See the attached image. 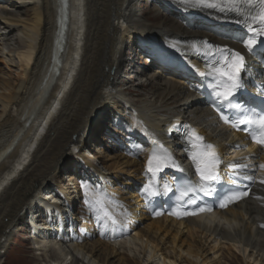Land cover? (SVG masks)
<instances>
[{"label":"bare ground","instance_id":"1","mask_svg":"<svg viewBox=\"0 0 264 264\" xmlns=\"http://www.w3.org/2000/svg\"><path fill=\"white\" fill-rule=\"evenodd\" d=\"M140 1L0 0V50L12 56L17 66L15 75L0 66V264L1 252L26 211L31 210L34 222L41 209L48 213L42 223L37 218L31 230L34 248L40 255L44 249L56 253L44 264H223L226 251L231 256L236 249L248 250L264 264V176L252 199L223 212L182 221L152 219L146 213L139 185L150 150L146 143L152 142L143 137L138 119L130 116L125 104L137 108L149 130L172 149L178 140L163 127L173 118L192 121L222 150L238 143V138L226 126L215 124L213 113L189 83L164 75L168 59L144 40L151 34L170 43L206 37L225 42L215 33L229 27L213 21L216 10L202 6V1L219 0H146L155 19L138 6ZM128 42L133 45L126 49ZM138 44L157 56L163 73L145 67L146 62L134 64ZM126 64L131 70L122 76ZM252 65L259 67L255 59ZM137 68L141 75L134 74ZM260 79L264 80V73ZM128 84L138 92L127 91ZM101 117L127 133V139L117 141V147L106 145L105 133L94 134L102 125ZM116 137L109 132V139ZM74 146L78 153L73 152ZM175 153L185 161L183 150ZM78 157L91 166L101 160L113 174L115 185L103 187L100 193L128 224L108 229L100 213L93 215L98 231L116 238L112 242L100 236L91 241L99 233L91 230L85 231L86 242L79 243L73 226L55 230L52 223L56 215L49 202L56 203L58 195H65L78 180ZM34 207L39 209L32 211ZM81 229H89L87 220ZM52 230L64 234L65 241L54 240ZM126 249L144 258L137 259L136 253L130 256Z\"/></svg>","mask_w":264,"mask_h":264},{"label":"snow or ice","instance_id":"2","mask_svg":"<svg viewBox=\"0 0 264 264\" xmlns=\"http://www.w3.org/2000/svg\"><path fill=\"white\" fill-rule=\"evenodd\" d=\"M239 3H246L252 5V0H231V7L228 10L235 11L238 15H242L249 22V30L256 32L260 35H264V0H257L258 8L255 11L250 10L245 13L240 10ZM204 7L216 8L218 7L215 3H204ZM223 11L224 8H221ZM252 24H258L259 29L252 28ZM257 43L255 39H249L246 41L245 46L251 50L253 46ZM209 51L206 55L213 56L212 51L214 46L209 45ZM215 53L219 54V59L214 61L213 65H210L211 74L214 75L219 81L220 84L214 86V88H220L215 92L218 99L223 101H229L233 96V93L240 88V73L244 68V56L239 52H234L222 48H216ZM225 123L229 122L227 116L221 117ZM239 123H247L250 127L255 126V129L252 132V138L256 143L264 145V115L251 118L248 121H239ZM238 123H234L233 127H238ZM188 127V126H185ZM203 137L199 136L195 129L190 130L189 143L192 145L193 151L191 152V159L196 165V171L200 176L201 191H206L204 184H210L218 179V166L220 163L218 150L214 145L203 144ZM170 157L165 155H158L153 153V155L148 160V171L152 172L154 175L163 167L168 166V161ZM261 168H264V165H261ZM153 187L151 181L146 186L147 189L151 190ZM152 195H155V192H151ZM207 194V193H206ZM181 198L187 195V192H181ZM247 195V192H233L230 196L227 197L228 202H234L238 199L243 198ZM221 207H225L226 204L222 203ZM205 209H200L204 211ZM159 214V213H158ZM195 214V213H184ZM107 215V213H106Z\"/></svg>","mask_w":264,"mask_h":264},{"label":"rangeland","instance_id":"3","mask_svg":"<svg viewBox=\"0 0 264 264\" xmlns=\"http://www.w3.org/2000/svg\"><path fill=\"white\" fill-rule=\"evenodd\" d=\"M138 6H140V8H143V10L145 11V13H148L149 15H151V17L153 19H155L154 17V11L152 10H148L149 8V5H148V2L146 0H143V2H139L138 3ZM146 7V8H145ZM158 21H160V19H158ZM128 42V44H126V49L130 46H132L133 44H130ZM127 45H129L127 47ZM134 47V46H133ZM136 52H137V56L136 58H134V64L137 65V62L141 61L143 63H145L144 61V58H141V57H138L139 56V52L136 48ZM0 66L6 70V72L12 74V75H15V72H16V62L14 61L13 57L12 56H8L6 53H3L1 52L0 50ZM131 84V83H130ZM130 84H128V89L125 88L127 91H130L132 92V94H135L137 93L138 91L132 89V87H130ZM106 113H107V110H106ZM105 115V114H104ZM107 116V114H106ZM105 117V116H104ZM100 122H102V125H100V127L96 128L95 129V132L94 134L98 137H103V134L105 133L104 131V128L106 129L105 125L104 124H107L108 126L111 127V125H109L107 123V121L104 119V118H101L100 119ZM117 135L119 137H121L119 135V131H116ZM104 143L106 145H111L113 146L112 144H109L106 141H104ZM64 181V179L62 180ZM19 214L20 213H17L14 217H13V220L14 218H18L19 217ZM18 215V216H17ZM28 233L25 232L22 228H21V225L18 224V228L16 229L12 239L8 242V245H7V250H6V253L4 255V258H3V263L2 264H44V262H48L49 261V256H51L50 259H53L55 256H56V253L54 250L50 249V250H42V253L43 254H38V250H36L34 248L33 245L30 244L29 242V238H28ZM97 236L93 237L91 239L92 240H95ZM86 242V241H85ZM87 246H91L90 244H88ZM102 248V245L100 246ZM128 247V245H127ZM126 247V248H127ZM133 248V247H132ZM134 249V248H133ZM45 251H47V253H45ZM51 253H50V252ZM126 253H128L130 256H134V253H136L135 257L139 260H141L143 257V254L141 253H138V252H130L128 251L127 249L125 250ZM232 255L230 256L229 253L228 255L225 253V258L223 260V264H246L247 263V260L250 261L249 264H255L256 262H258V260L260 259H257L255 258L256 255H248L249 251L247 250L246 252L245 251H241V250H232ZM48 255V256H47ZM248 256V257H246ZM251 256V257H250ZM53 257V258H52ZM247 258V259H246ZM253 259L256 261L253 263ZM133 263V261H132ZM258 264H260V261L258 262Z\"/></svg>","mask_w":264,"mask_h":264}]
</instances>
